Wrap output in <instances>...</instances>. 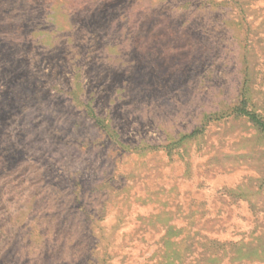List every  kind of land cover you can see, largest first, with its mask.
Returning <instances> with one entry per match:
<instances>
[{
  "label": "rangeland",
  "instance_id": "rangeland-1",
  "mask_svg": "<svg viewBox=\"0 0 264 264\" xmlns=\"http://www.w3.org/2000/svg\"><path fill=\"white\" fill-rule=\"evenodd\" d=\"M0 264H264V0H0Z\"/></svg>",
  "mask_w": 264,
  "mask_h": 264
},
{
  "label": "trees",
  "instance_id": "trees-1",
  "mask_svg": "<svg viewBox=\"0 0 264 264\" xmlns=\"http://www.w3.org/2000/svg\"><path fill=\"white\" fill-rule=\"evenodd\" d=\"M250 118L252 121L255 122V124L262 125L261 121L259 119H257L256 117H254L253 115H250Z\"/></svg>",
  "mask_w": 264,
  "mask_h": 264
}]
</instances>
